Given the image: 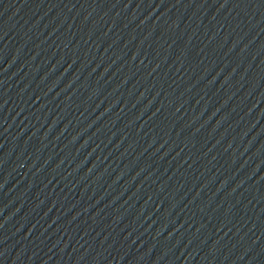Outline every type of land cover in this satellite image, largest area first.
Listing matches in <instances>:
<instances>
[{"label": "water", "instance_id": "water-1", "mask_svg": "<svg viewBox=\"0 0 264 264\" xmlns=\"http://www.w3.org/2000/svg\"><path fill=\"white\" fill-rule=\"evenodd\" d=\"M0 264H264V0H0Z\"/></svg>", "mask_w": 264, "mask_h": 264}]
</instances>
